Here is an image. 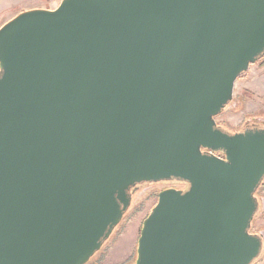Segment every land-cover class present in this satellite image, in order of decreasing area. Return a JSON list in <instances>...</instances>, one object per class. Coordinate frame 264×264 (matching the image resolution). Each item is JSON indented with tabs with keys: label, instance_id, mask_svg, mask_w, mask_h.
<instances>
[{
	"label": "water",
	"instance_id": "1",
	"mask_svg": "<svg viewBox=\"0 0 264 264\" xmlns=\"http://www.w3.org/2000/svg\"><path fill=\"white\" fill-rule=\"evenodd\" d=\"M263 58L264 0H62L7 21L0 264H88L167 183L135 264L261 259L264 122L217 119Z\"/></svg>",
	"mask_w": 264,
	"mask_h": 264
},
{
	"label": "rangeland",
	"instance_id": "2",
	"mask_svg": "<svg viewBox=\"0 0 264 264\" xmlns=\"http://www.w3.org/2000/svg\"><path fill=\"white\" fill-rule=\"evenodd\" d=\"M61 1L53 0V6L60 4ZM48 3H51V0H34L27 5L36 6ZM23 5L26 6V4ZM19 10L20 7L11 12L9 16L0 15V25L9 20L10 17L18 14ZM251 121L264 122V67L259 63L252 66L247 79L237 82L234 103L218 119L219 124L236 132L243 129L244 125ZM258 195L262 202V211L259 218L254 222L252 232L261 233L264 237V186L260 189ZM157 200L158 191L152 188L141 190L137 194L135 206L126 214L112 238L95 255L90 264H96L97 262H102V264L130 262V264H133L136 260L137 242L143 223L156 205ZM257 264H264V257Z\"/></svg>",
	"mask_w": 264,
	"mask_h": 264
},
{
	"label": "crops",
	"instance_id": "3",
	"mask_svg": "<svg viewBox=\"0 0 264 264\" xmlns=\"http://www.w3.org/2000/svg\"><path fill=\"white\" fill-rule=\"evenodd\" d=\"M33 1L34 0H0V15L5 14L9 16L11 12L15 11L19 7H20L19 11L22 12L25 10L37 9V8L55 9L59 5L58 3V5L53 6L54 5L53 0H51V3L45 4V5H36V6L27 5V4H31ZM23 4H26V6H24ZM13 17L14 16L10 17L9 20L12 19ZM5 23H3L2 25H4ZM2 25H0V27Z\"/></svg>",
	"mask_w": 264,
	"mask_h": 264
},
{
	"label": "flooded vegetation",
	"instance_id": "4",
	"mask_svg": "<svg viewBox=\"0 0 264 264\" xmlns=\"http://www.w3.org/2000/svg\"><path fill=\"white\" fill-rule=\"evenodd\" d=\"M171 187V185H167V184H163V185H161V184H157V185H149V186H146L145 188H152V189H154V190H156V191H158V194H159V192L160 191H162V190H164V189H167V188H170ZM144 188V189H145ZM137 245H138V242H137ZM104 248V247H103ZM93 260V259H92ZM136 261V260H135ZM91 262V261H90ZM90 262L88 263V264H90ZM96 264H102V262H97ZM123 264H130V262H125V263H123ZM133 264H135V262H133Z\"/></svg>",
	"mask_w": 264,
	"mask_h": 264
},
{
	"label": "trees",
	"instance_id": "5",
	"mask_svg": "<svg viewBox=\"0 0 264 264\" xmlns=\"http://www.w3.org/2000/svg\"><path fill=\"white\" fill-rule=\"evenodd\" d=\"M261 66H263L264 67V58L263 59H261L259 62H258ZM247 77H248V74H245V75H243L242 76V78L240 79V80H244V79H247ZM219 119V118H218ZM248 123H252V121L251 122H248ZM247 123V124H248ZM246 124V125H247ZM221 125V124H220ZM246 125H244V127L246 126ZM221 126H223V125H221ZM223 127H225V126H223ZM227 130H229V131H231V132H236V131H232V130H230L229 128H227V127H225ZM263 186H264V183L262 184V186H261V188H263ZM260 188V189H261ZM258 197H259V195H258ZM259 199H260V197H259ZM260 201H261V199H260ZM135 204H136V200H135V202H134V206H135ZM261 214V213H260ZM260 214L258 215V217L257 218H259V216H260ZM256 218V219H257ZM256 221V220H255ZM118 233H120V232H118ZM256 233H258V232H256ZM264 257V255L261 257V259ZM261 259H259L258 261H256L254 264H257Z\"/></svg>",
	"mask_w": 264,
	"mask_h": 264
},
{
	"label": "bare ground",
	"instance_id": "6",
	"mask_svg": "<svg viewBox=\"0 0 264 264\" xmlns=\"http://www.w3.org/2000/svg\"><path fill=\"white\" fill-rule=\"evenodd\" d=\"M162 185V184H161Z\"/></svg>",
	"mask_w": 264,
	"mask_h": 264
}]
</instances>
